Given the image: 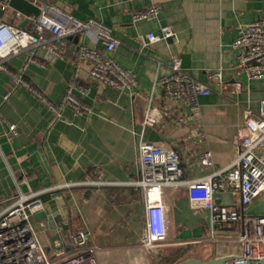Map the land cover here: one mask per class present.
I'll list each match as a JSON object with an SVG mask.
<instances>
[{"label": "crops", "instance_id": "obj_1", "mask_svg": "<svg viewBox=\"0 0 264 264\" xmlns=\"http://www.w3.org/2000/svg\"><path fill=\"white\" fill-rule=\"evenodd\" d=\"M29 1L50 2L75 18L94 19L111 27L118 40L111 57L135 74L136 84L118 90L89 81L88 63L78 60L77 45L100 48L102 44L94 45L84 35L48 36V44L61 56L37 46L9 58L4 65L20 72L33 52L42 65L29 64L23 76L55 103L66 90L74 64L80 63V82L90 87L82 100L92 110L76 115L66 106L61 117L47 127L49 109L24 87L14 86L0 69V212L19 192H40L33 200L41 204L37 213L45 212L47 217L32 218L40 244L52 248L56 235L86 230L98 264H156L157 257L182 246H189L188 256L202 260L239 255L233 229L219 230L213 240L208 237V212L190 208L186 183L162 188L166 238L144 248L143 193L132 182L140 175L137 140L148 98L152 94L153 104L162 105L157 79L170 73L175 55L188 54L189 66L183 71L196 81L205 82L206 74L218 68L223 79L210 84L209 95L197 98L198 114L182 102L168 116L146 127L143 138L178 152L180 179L185 182L224 170L234 161L236 130L243 125L247 110H257L264 99V79H249L236 68L231 44L241 26L264 18V0ZM150 7L157 8L156 18L133 21L135 12ZM16 12L9 6L0 11V20L29 29L32 16H17ZM164 25L173 27L176 38L146 45V34H159ZM180 116L186 117L183 126L176 123ZM7 123L17 128L11 139L5 135ZM205 151L211 152L209 166L200 162ZM71 182L76 185L63 187ZM216 202L233 206L238 196L225 190L216 195ZM243 211L248 215L264 213V192ZM53 215L56 227L50 229L47 218Z\"/></svg>", "mask_w": 264, "mask_h": 264}, {"label": "built area", "instance_id": "obj_2", "mask_svg": "<svg viewBox=\"0 0 264 264\" xmlns=\"http://www.w3.org/2000/svg\"><path fill=\"white\" fill-rule=\"evenodd\" d=\"M36 4L40 13L32 19L29 29L0 20V69L11 79L14 86H22L35 96L50 111L47 127H51L70 106L74 114L90 113L92 108L82 100L90 92V87L80 82V63H75L66 90L58 102H52L42 90L24 78L29 64L42 65L33 52L23 62L20 72L8 69L4 63L23 50L37 46L47 47L51 55L60 52L48 44V38L64 39L84 35L91 43H101L102 47H90L86 43L77 45L76 54L80 62L88 63V80L98 82L113 89H129L136 84L133 72L122 68L111 57L118 40L112 28L94 19L80 20L61 7L46 1ZM9 7V0H0V11ZM17 16L22 14L16 12ZM158 10L150 7L135 12L133 21L156 18ZM49 36V37H48ZM175 31L171 25L160 27V33L146 34V45L162 40H174ZM232 48L236 51V68L245 72L249 79H264V18H259L238 29ZM223 79L221 69L206 74V81L199 82L188 76L182 67L181 58L173 56L170 73L157 79L161 87L162 105L153 104V95L148 98L137 140L139 179L132 182L143 193L144 232L141 244L150 249L166 238V205L162 202V188L186 183L190 208L208 212V233L215 239L221 229H233L240 244L241 261H264V213L248 215L244 208L259 194L264 192V99L257 110H247L243 125L236 130V157L224 170L190 181L180 179V157L172 148H163L143 138L146 127L153 126L168 116L178 104L185 102L194 114H198L199 96L209 95L210 84ZM239 87V84H237ZM186 117L180 116L176 123L183 126ZM5 135L11 139L17 135L16 125L7 123ZM202 165L212 164L210 151L200 154ZM93 184V182H84ZM76 183H67L70 187ZM225 190L237 194L238 203L227 206L216 202V195ZM40 192L24 194L19 192L12 202L0 212V264H98L94 249L88 246L89 234L86 230H76L60 235L53 247L45 249L39 242L33 226V215L41 210V204L33 198ZM43 227V223L40 222Z\"/></svg>", "mask_w": 264, "mask_h": 264}, {"label": "water", "instance_id": "obj_3", "mask_svg": "<svg viewBox=\"0 0 264 264\" xmlns=\"http://www.w3.org/2000/svg\"><path fill=\"white\" fill-rule=\"evenodd\" d=\"M9 6L16 10L17 12L21 13L25 17L32 16V19H36L40 13L39 8L31 3L29 0H9ZM168 41H172L171 39H168ZM182 59V67H188L189 66V56L188 54H181ZM45 212H42V214H35L34 219H41L45 218ZM48 227L50 229H55L56 222L54 220L53 216H48ZM54 238H59L58 235H56ZM177 264H264L263 260L259 261H249L244 260L241 261L239 259V256L237 255H226V256H218V257H212L206 260H202L199 258L191 257L187 258Z\"/></svg>", "mask_w": 264, "mask_h": 264}, {"label": "trees", "instance_id": "obj_4", "mask_svg": "<svg viewBox=\"0 0 264 264\" xmlns=\"http://www.w3.org/2000/svg\"><path fill=\"white\" fill-rule=\"evenodd\" d=\"M189 246H182L180 248L175 249L172 252H169L163 256H159L155 259L156 264H177L187 258H191L188 256Z\"/></svg>", "mask_w": 264, "mask_h": 264}]
</instances>
